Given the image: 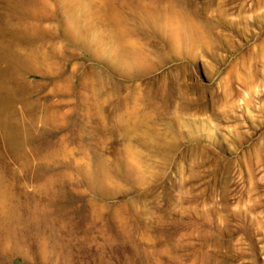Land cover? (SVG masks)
<instances>
[{"label":"rangeland","instance_id":"rangeland-1","mask_svg":"<svg viewBox=\"0 0 264 264\" xmlns=\"http://www.w3.org/2000/svg\"><path fill=\"white\" fill-rule=\"evenodd\" d=\"M0 264H264V0H0Z\"/></svg>","mask_w":264,"mask_h":264}]
</instances>
